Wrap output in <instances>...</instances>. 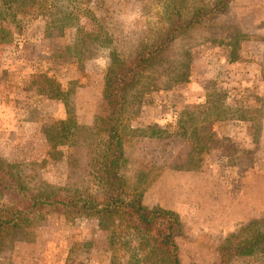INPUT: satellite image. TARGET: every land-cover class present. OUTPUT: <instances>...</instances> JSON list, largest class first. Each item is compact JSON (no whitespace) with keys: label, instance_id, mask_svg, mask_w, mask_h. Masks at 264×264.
Instances as JSON below:
<instances>
[{"label":"rangeland","instance_id":"1","mask_svg":"<svg viewBox=\"0 0 264 264\" xmlns=\"http://www.w3.org/2000/svg\"><path fill=\"white\" fill-rule=\"evenodd\" d=\"M30 1L0 0V157L35 192L96 190L100 140L87 127L107 114L113 55L130 59L178 12L216 0H48V13ZM45 73L63 98L42 94L35 76ZM216 111L231 119L209 123ZM66 118L73 134L53 148L48 125ZM126 124L121 172L130 187L145 205L180 215L184 263L219 261L231 233L264 219V0H232L173 42L130 94ZM161 228L160 220L142 233L120 217L51 212L8 239L0 264H153L146 256ZM229 264H264V251Z\"/></svg>","mask_w":264,"mask_h":264},{"label":"trees","instance_id":"2","mask_svg":"<svg viewBox=\"0 0 264 264\" xmlns=\"http://www.w3.org/2000/svg\"><path fill=\"white\" fill-rule=\"evenodd\" d=\"M48 0H38V6L48 13ZM73 1V0H68ZM91 4L96 0H75ZM232 0H216L213 4L197 7L189 16L178 12L171 24L160 30L153 41L143 44L130 59H120L113 55L105 74L103 98L107 103V114L99 116L87 131L97 137V158L93 165V177L97 189H75L59 193L35 192L0 157V251L8 239L18 231L31 226L51 212L71 219L80 217L111 218L120 217L129 221L138 232L146 233L160 220L162 228L155 245L150 249L153 264H186L182 261L177 240L181 230L180 215L161 205L147 206L143 194L132 189L121 172L124 143L129 128L126 115L130 105V94L143 76L168 55L173 42L182 35L201 28L207 21L228 10ZM31 3L36 0H31ZM6 5L12 0H2ZM5 9V8H4ZM4 9L0 7L3 18ZM16 16V15H15ZM70 15L64 12L60 19L64 24ZM42 94L51 99L63 98L60 83L54 76L39 74ZM187 82L189 79H178ZM216 113V114H215ZM210 114L209 123L231 119L221 115V111ZM71 118L55 121L48 125L47 135L53 148L66 144L73 134ZM78 127V126H77ZM208 141L217 134L210 131ZM211 138V139H210ZM210 139V140H209ZM264 251V219L252 220L242 226L237 233H231L220 246V260L213 264H229L235 256L254 255ZM140 259L137 261L139 262ZM187 264H198L191 262Z\"/></svg>","mask_w":264,"mask_h":264},{"label":"crops","instance_id":"3","mask_svg":"<svg viewBox=\"0 0 264 264\" xmlns=\"http://www.w3.org/2000/svg\"><path fill=\"white\" fill-rule=\"evenodd\" d=\"M155 114H156V113H152V114H150L147 118H148V119H150V118H152V119H158L159 117H161V115L159 116V115H155ZM139 119H140V118H139ZM152 119H151V120H152ZM152 121H153V120H152ZM233 122H234V121H233ZM215 126H216L215 129H218V125L216 124ZM232 126H233V125H232ZM234 128H235V127H234ZM227 130H229V132H231V133H232V132H235V130H234V129H231L230 126L228 127ZM227 132H228V131H227ZM164 208H166V209H171V210H174V209H175V208L172 209V208H168V207H164ZM174 211H175V210H174Z\"/></svg>","mask_w":264,"mask_h":264}]
</instances>
